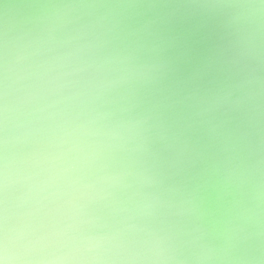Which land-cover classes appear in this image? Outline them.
<instances>
[{
    "label": "clouds",
    "instance_id": "obj_1",
    "mask_svg": "<svg viewBox=\"0 0 264 264\" xmlns=\"http://www.w3.org/2000/svg\"><path fill=\"white\" fill-rule=\"evenodd\" d=\"M0 264H264V0H0Z\"/></svg>",
    "mask_w": 264,
    "mask_h": 264
}]
</instances>
